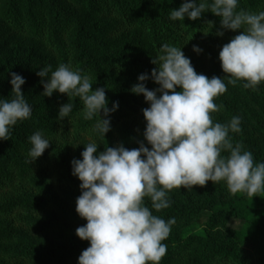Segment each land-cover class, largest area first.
Instances as JSON below:
<instances>
[{
    "label": "clouds",
    "instance_id": "clouds-1",
    "mask_svg": "<svg viewBox=\"0 0 264 264\" xmlns=\"http://www.w3.org/2000/svg\"><path fill=\"white\" fill-rule=\"evenodd\" d=\"M239 5L240 0H184L178 9H172V21H197L202 13L215 14L220 18L217 36L222 37L227 30H241L219 51L226 75L209 78L197 73L183 48L162 44L151 61L156 65L151 75L140 74L139 82L130 90L143 94L149 104L142 109L144 140L137 148L121 143L103 151L90 140L84 144L82 159L71 161L72 174L81 182L76 212L86 220L75 232L90 242L79 255L78 264H160L167 254L163 241L176 220L172 217L166 221L153 210L171 206L168 193L174 188L224 181L232 195L255 197L264 192V162H255L253 153L241 143H233L230 136V132L241 130L242 118L233 116L226 123L212 118V113L223 107L214 102L215 98L227 91V85L235 86L242 80L245 88L255 90L264 82V10L253 12ZM207 23L214 27L213 21ZM193 51L199 54L203 50L193 45ZM36 74L47 78L41 80L44 97L56 92L67 94L70 101L78 97L83 105L79 115L95 120L91 131L105 137L111 130L110 114L118 110L119 102L109 108L105 88H94L89 74L70 63H61L55 70L46 65ZM10 76L14 95L0 99V140H10L12 127L32 115V106L22 91L25 78L15 72ZM149 79L158 87L149 90ZM73 107L72 102L61 105L57 119H70ZM28 139L31 148L27 156L32 163L51 142L41 131Z\"/></svg>",
    "mask_w": 264,
    "mask_h": 264
},
{
    "label": "trees",
    "instance_id": "trees-1",
    "mask_svg": "<svg viewBox=\"0 0 264 264\" xmlns=\"http://www.w3.org/2000/svg\"><path fill=\"white\" fill-rule=\"evenodd\" d=\"M184 0H0V38L3 35L21 37L41 45L50 54L45 64L55 70L61 63H70L92 77L93 87H104L108 107L119 102L118 110L110 114L111 130L105 137L94 134L91 129L95 120H84L79 113L82 102L78 97L54 93L44 97L37 62L29 58H0V69L10 74L23 76L26 83H34L35 89L44 97L49 106L46 114L32 108L30 118L18 121L11 129L10 140H0V264H29L31 259L58 261L64 264H78V257L89 241L76 235V228L86 220L75 216L73 229L67 220H62L66 208H76V198L80 193V181L72 174L71 161L76 149L86 140H95L99 151L109 146V139L120 140L125 147L133 148L132 141L145 130L146 121L142 109L149 107L143 94L130 90L132 82L128 74L148 73L156 67L151 61L164 43L183 48L197 73L210 76L211 67L221 69L219 51L236 32L227 30L217 36L220 18L211 12L202 13L197 21L185 18L184 22L169 18L172 9H178ZM240 8L258 12L264 10V0H240ZM87 14L110 19L114 32H137L145 41L146 48H140L147 61L137 63L127 55L128 48L104 54L105 44L89 33L85 25ZM213 21L214 27L207 22ZM182 23L186 26L182 27ZM104 30H102L103 32ZM207 34V35H206ZM197 45L203 51H193ZM94 50H91V49ZM44 67V66H42ZM41 67V68H42ZM50 75V74H49ZM139 82V81H138ZM149 90L158 87L151 79L146 82ZM0 99H9L0 86ZM72 102L74 107L70 119H57L59 107ZM223 107L213 115L226 111L222 100L214 101ZM41 131L50 140V146L34 162L27 156L31 144L28 137ZM117 134V138L114 135ZM255 197L236 196L234 205L217 209L212 213V221L229 217L245 221L246 231L237 233V244L231 249L212 252L209 244L200 238L185 239L172 235L195 209L178 206L171 199V206L153 214L165 219L172 217L168 247L172 257L187 264H264V206ZM238 194V193H237ZM235 194V195H237ZM151 208V202L146 200ZM53 230L65 231L52 241L49 249L42 248L41 239L50 241ZM35 255V256H34Z\"/></svg>",
    "mask_w": 264,
    "mask_h": 264
},
{
    "label": "rangeland",
    "instance_id": "rangeland-1",
    "mask_svg": "<svg viewBox=\"0 0 264 264\" xmlns=\"http://www.w3.org/2000/svg\"><path fill=\"white\" fill-rule=\"evenodd\" d=\"M85 25L88 26L89 33L101 40V43L105 44L103 51L104 54L112 55L118 52L120 49L128 48L127 56L132 60L141 63L147 61V57L139 51L140 48H146L145 41L139 36L137 32H114V29L110 25V19L102 16H96L87 14L85 16ZM102 30H104L102 32ZM91 50H94L93 48ZM7 57H21L29 58L31 62H37L38 67L45 66V64L51 59L50 54L44 50L41 45L30 42L21 37H14L3 35L0 38V58ZM212 72L209 76L224 77L226 74L222 68L215 69L211 67ZM139 75H126L125 79L138 80ZM11 76L6 69H0V86L7 94L9 99L13 97L12 85L10 84ZM227 77H225V82ZM138 83L132 82V85ZM244 81H237L235 86L227 85V91L215 98V100H222L225 104L226 111L219 115H213L214 122L226 123L233 116H240L241 125L240 131L236 133L230 132L233 143L239 142L243 145L245 150H250L254 155L255 162H264V82L255 89L245 88L243 86ZM22 91L25 95L27 102L34 107H38V112L46 114L49 106L47 105L44 97L35 89L34 83H25L22 86ZM117 134L114 138H117ZM144 140L143 132H141L137 139H134L131 143L133 148L139 146V142ZM90 140H86L75 150L73 154L74 158L82 159L81 152L84 150L86 143ZM109 146H117L122 142L118 139H109ZM146 143V141H145ZM150 147V146H149ZM227 155V153H224ZM242 196V198H248L244 193H238L232 195L227 189V185L224 181L213 183L209 181L205 186H193V188L185 189L174 188L168 193L170 199H174V202L178 206L191 207L195 209L194 212L181 224L176 227V231L172 232V235L176 238L182 236L185 239L200 238L203 242L209 244V250L212 252L220 249H231L233 245L237 244L234 236L237 233L246 231L247 227L245 221L241 218L229 217L225 219H219L218 221H212V213L217 209H222L228 206L234 205L236 196ZM264 206V193L260 195ZM148 202V200L146 198ZM67 210L62 212V220H67L73 225L75 223V216L78 214L76 208H66ZM74 217V218H73ZM65 232V231H64ZM63 231L53 230L49 236L50 241L39 240L38 244L42 248L49 249L50 243L60 242L58 237L65 236ZM59 237V238H60ZM171 237L163 241L167 245V254L162 259L160 264H187V260L182 262L179 259L172 257L170 247H168ZM35 256V255H34ZM29 264H64L58 261H48L41 259H31Z\"/></svg>",
    "mask_w": 264,
    "mask_h": 264
}]
</instances>
